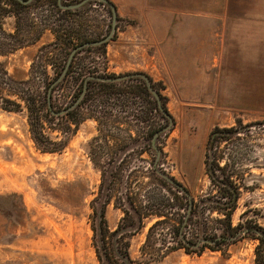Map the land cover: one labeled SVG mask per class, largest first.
<instances>
[{
    "label": "rangeland",
    "instance_id": "rangeland-1",
    "mask_svg": "<svg viewBox=\"0 0 264 264\" xmlns=\"http://www.w3.org/2000/svg\"><path fill=\"white\" fill-rule=\"evenodd\" d=\"M98 1L67 14L56 10L55 0L28 7L0 0V42L11 34H16L8 38L13 42L15 37L27 40L41 34L36 43L11 52L5 50L10 46H0V71L6 70L15 83L32 81L40 47L55 39L51 31L43 30L51 20L75 26L83 37L107 36L111 15ZM189 1L209 3L211 18L194 17L191 27L185 21V26L171 32L161 24L155 29L138 26L137 19L121 16L115 5L118 20L103 60L109 73L142 71L153 79L161 77L158 82L166 86L163 93L174 119L164 138L165 166L197 201L219 193L206 170L212 130L217 126L248 129L217 142L215 157L220 165H228L227 172L237 174L234 177L242 186H250L242 188L232 223L250 210L247 215L264 226V0ZM17 26L22 30L18 32ZM175 36L178 41L188 38L189 43H177L173 49ZM179 49L181 55L189 52L193 57L185 65L188 70L169 66ZM5 80L0 76V90L9 95ZM9 85L14 87L12 82ZM92 114L84 110L85 117L66 134L49 130L54 140L66 143L58 152H43L33 140L25 104L19 111L0 107V264H102L95 241V208L108 159L129 139L130 127L115 128L123 119L106 120L103 124L113 125L118 138L108 143L109 131ZM143 158L136 164L149 166L151 157L144 153ZM118 201L113 198L105 205L107 235L124 215ZM206 217L209 234L219 230L221 212L209 207ZM153 219L122 238L133 264H256L258 241L249 238L201 254L161 251L158 246L173 240L162 243L157 237L156 241L148 238ZM167 232L166 225L159 230ZM153 243L156 246L149 247Z\"/></svg>",
    "mask_w": 264,
    "mask_h": 264
},
{
    "label": "trees",
    "instance_id": "trees-1",
    "mask_svg": "<svg viewBox=\"0 0 264 264\" xmlns=\"http://www.w3.org/2000/svg\"><path fill=\"white\" fill-rule=\"evenodd\" d=\"M6 1L28 7L40 0ZM80 1L55 0L54 4L58 12L68 14L91 2L89 0L78 8L64 7ZM98 2L108 7L111 28V7ZM16 30L19 32L22 28L17 26ZM43 30L51 31L55 39L40 47L33 62L32 81L15 83L6 70L0 71V76L6 79L3 84L9 89V95L0 90V107L19 111L25 104L33 140L43 152L62 150L66 141L54 140L48 131L68 133L72 130V124L78 125L85 117L84 110H91V117L101 124L109 118H113L116 123L123 119L114 127L120 129L122 124L130 127L127 133L129 139L120 144L108 159L95 208V241L102 264H133L128 246L121 243L122 238L138 232L149 218H154V222L148 230V238L154 240L157 237L162 243H166L167 238L173 240L174 244L168 242L167 245L158 246L161 251L183 249L188 253L201 254L205 249L220 250L226 245L249 238L258 241L256 264H264V226L247 215L250 210H244L237 224L232 223V214L237 209L242 188L248 189L250 186H242L234 177L237 174L227 172L228 165H220L219 159L215 157L217 142L231 139L248 129L245 126H217L212 130L206 151V170L218 186L219 193L197 201L190 189L165 166L167 153L164 150V138L170 134L174 124L167 107V96L163 93L165 86L142 71L109 73L103 60L109 40L77 50L67 66L75 48L86 42L101 40L106 35L100 38L83 37L75 26L58 24L52 20ZM13 36L16 34L9 35L0 42V46H10L4 49L11 52L36 43L41 34L27 40L15 37L17 42L8 40ZM7 80L14 83V87ZM10 95L18 99H12ZM104 126L109 131L106 134L108 143L110 139H118L113 135V125L107 123ZM144 153L151 157L149 166L136 164L135 160L145 159ZM113 198L119 199L118 204L124 208V215L118 227L107 235L105 205ZM209 207L221 212V226L219 230L214 229L212 234H209L206 217ZM164 225L168 232L159 233ZM154 243L149 247H155Z\"/></svg>",
    "mask_w": 264,
    "mask_h": 264
},
{
    "label": "crops",
    "instance_id": "crops-1",
    "mask_svg": "<svg viewBox=\"0 0 264 264\" xmlns=\"http://www.w3.org/2000/svg\"><path fill=\"white\" fill-rule=\"evenodd\" d=\"M114 5L117 6L118 12L121 11V16L123 17H129L133 19H137L138 26L141 27H153L155 29V26L161 24L165 28V30L168 32L177 27L185 26L186 25L191 27V24L189 23L190 20H192L194 17H197L198 19L204 20L207 18H211V8L209 3H193L188 0H167L169 3H163L166 0H111ZM121 2V7L119 6ZM221 6V5H220ZM213 15V14H212ZM236 16V15H235ZM237 17V16H236ZM201 20V21H202ZM166 24V25H165ZM179 36H175L172 42V48L175 49V45L177 43L182 44H188L189 39L184 38L180 39L178 41ZM162 41V40H161ZM159 42V41H158ZM176 42V43H175ZM203 42V40H201ZM189 52L185 53L186 56L181 55V50H177L175 55L176 59L175 61L171 62L169 65L170 68L175 69L176 68H186L187 69V62L189 60H192L193 57L188 54ZM197 52H192V54H196ZM198 55L201 59L203 58L200 54ZM195 59H197L195 57ZM205 62L203 61V64ZM171 69V70H172ZM188 70V69H187ZM176 71H173V73ZM161 77L154 78L155 81H160ZM180 80V79H179ZM179 82H183L181 79ZM164 83V82H162ZM166 91V86L165 89ZM163 90V91H164Z\"/></svg>",
    "mask_w": 264,
    "mask_h": 264
},
{
    "label": "water",
    "instance_id": "water-1",
    "mask_svg": "<svg viewBox=\"0 0 264 264\" xmlns=\"http://www.w3.org/2000/svg\"><path fill=\"white\" fill-rule=\"evenodd\" d=\"M20 1H22V0H20ZM28 1H30V0H27V2H28ZM59 1H61V0H59ZM87 1H89V0H81V1L78 2V3L69 4V5L64 6V7H67V8H78V7L82 6V5H84ZM99 1L106 3V4H108V5L111 7V10H112V12H113V21H112L111 31H110V33H109L107 36H105V37L102 38L101 40L93 41V42H86V43H84V44L78 46L77 48H75V49L72 51V53H71V55H70V57H69V60H68L67 66L69 65V62H70L71 58L73 57L74 53H75L77 50H79V49H81V48H83V47H85V46H88V45H98V44H101V43L107 42V41L111 38V36H112V34H113V32H114V30H115V28H116L117 14H116V8H115V5H114L111 1H109V0H99ZM65 71H66V69H65ZM65 71H64V73H65ZM64 73H63V74H64ZM145 78H146V77H145ZM146 80H147V78H146ZM147 81H148V80H147Z\"/></svg>",
    "mask_w": 264,
    "mask_h": 264
}]
</instances>
